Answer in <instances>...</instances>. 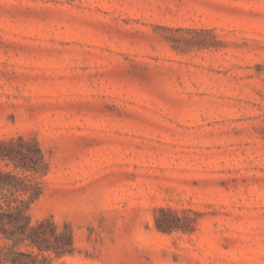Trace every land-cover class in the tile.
<instances>
[{
	"label": "rangeland",
	"instance_id": "1",
	"mask_svg": "<svg viewBox=\"0 0 264 264\" xmlns=\"http://www.w3.org/2000/svg\"><path fill=\"white\" fill-rule=\"evenodd\" d=\"M17 133L49 164L31 218L72 230L55 264H264V0H0Z\"/></svg>",
	"mask_w": 264,
	"mask_h": 264
},
{
	"label": "trees",
	"instance_id": "2",
	"mask_svg": "<svg viewBox=\"0 0 264 264\" xmlns=\"http://www.w3.org/2000/svg\"><path fill=\"white\" fill-rule=\"evenodd\" d=\"M49 164L34 137L22 133L0 137V264H55L71 255L73 234L52 217L33 220L32 206L45 189ZM155 227L165 233L188 231L183 216L159 208Z\"/></svg>",
	"mask_w": 264,
	"mask_h": 264
}]
</instances>
